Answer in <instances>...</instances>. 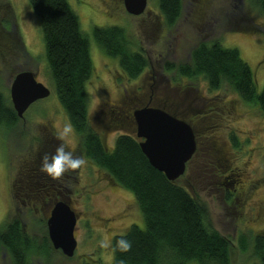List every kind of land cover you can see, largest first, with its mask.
<instances>
[{"label": "rangeland", "instance_id": "1", "mask_svg": "<svg viewBox=\"0 0 264 264\" xmlns=\"http://www.w3.org/2000/svg\"><path fill=\"white\" fill-rule=\"evenodd\" d=\"M67 1L88 37L93 65L86 84L87 131L80 136L73 130L67 148L87 163L52 179L40 170V159L54 152L61 143L56 133L70 124L54 92L38 18L27 0H0L1 44L19 43L21 48L20 53L0 61V91L9 99L12 79L22 70L35 73L36 80L50 90L47 98L31 104L22 118L0 133L1 231L13 221L20 222L22 232L31 239L29 264H110L111 250L100 248L99 241L112 239L131 224L141 227L143 221L131 194L110 182L83 155L81 141L92 132L99 135L106 151H112L118 135H135L129 115L152 100L187 120L203 115L196 123V154L175 182L205 206L209 225L229 240L231 264H259L251 238L264 231V115L239 99L227 83L209 91L201 76L188 78L177 71L197 44L218 41L238 50L254 73L255 91L260 92L264 86V16L255 0H181L179 18L169 27L160 17L156 0H147L138 16L124 10L123 0ZM5 18L17 42L2 29ZM255 23L261 25L257 27L260 32L250 31L256 29ZM112 26L120 27L131 48L146 57L147 66L137 77L124 74L117 60L106 56L92 39L94 27ZM14 46L5 48L6 54ZM166 64L173 70H165ZM230 133L236 136L237 147L229 143ZM213 140L222 149L216 169L209 162L213 161L209 157ZM60 199L77 216V247L71 257L52 248L47 234L46 220ZM241 238L247 240L245 250L240 249ZM9 256L2 248L0 264H12Z\"/></svg>", "mask_w": 264, "mask_h": 264}, {"label": "trees", "instance_id": "2", "mask_svg": "<svg viewBox=\"0 0 264 264\" xmlns=\"http://www.w3.org/2000/svg\"><path fill=\"white\" fill-rule=\"evenodd\" d=\"M27 2L39 21L44 57L57 100L72 129L83 136L88 124L86 84L93 70L88 37L80 28L78 16L67 0ZM156 2L164 24L172 26L179 18L181 0ZM255 2L264 16V0ZM248 19L251 20L250 17ZM246 24L249 25L247 21ZM255 26L256 29L251 27L250 31L260 32L258 28L261 25L255 23ZM11 27V22L5 18L2 21V29L10 33L9 37L15 38L17 42V37L11 35ZM241 27L249 29L244 25ZM92 39L106 56L117 60L119 67L129 77H137L147 66L144 54L131 48V42L125 38L120 27H94ZM2 41L4 39L0 38V61L12 56L14 52L20 53L19 43L14 46L8 45L11 42L1 44ZM20 44L22 45L21 40ZM13 46L14 50L6 54L5 48L12 49ZM165 70L171 71L173 66L166 64ZM177 71L188 78L201 76L209 91L218 90L227 83L239 99L264 115V86L260 92L255 91L254 73L236 48H225L218 41L201 42L193 47L188 62L178 66ZM144 105L161 107L168 113L186 120L193 128L196 138V123L203 117L202 114H194L187 120L174 110L152 100ZM129 119H132V113ZM17 120L10 99L0 91V133L9 129ZM97 135L87 132V136L82 137L83 155L91 160L110 182L131 194L143 221V226L131 224L123 233L112 237L114 243L117 238L124 236L131 241L132 247L128 252L111 251L110 264H231V244L209 225L205 206L184 186L169 181L162 172L149 164L139 148L136 135H118L112 151L104 149ZM228 138L229 143L237 147L236 136L230 133ZM210 147L212 155L209 157L213 161L209 162H213L216 169L220 160L217 153L222 149L215 140ZM224 178L222 177V180ZM227 198L229 199V196ZM246 241L241 238L240 249L247 248ZM2 248L7 249L12 264H29L27 253L31 248V239L22 232L19 221H13L4 233L0 228V250ZM251 249L259 264H264V231L252 236Z\"/></svg>", "mask_w": 264, "mask_h": 264}, {"label": "water", "instance_id": "3", "mask_svg": "<svg viewBox=\"0 0 264 264\" xmlns=\"http://www.w3.org/2000/svg\"><path fill=\"white\" fill-rule=\"evenodd\" d=\"M147 0H123L124 10L134 16L142 14ZM50 90L36 80L30 70L18 72L12 79L9 99L18 118L34 102L49 96ZM139 148L149 164L162 172L169 181L177 180L196 150L195 133L191 125L161 107L144 105L132 112ZM77 216L64 199L56 201L46 220L52 248L71 257L77 247L74 236Z\"/></svg>", "mask_w": 264, "mask_h": 264}, {"label": "clouds", "instance_id": "4", "mask_svg": "<svg viewBox=\"0 0 264 264\" xmlns=\"http://www.w3.org/2000/svg\"><path fill=\"white\" fill-rule=\"evenodd\" d=\"M73 132L71 125H65L56 133V138L61 141L51 154H44L40 159V170L52 179H59L64 174L80 169L86 165V160L83 157L76 156L74 152L67 148V143H70V136ZM99 247L109 249L113 253L128 252L131 247V241L121 236L115 240L105 237L99 241Z\"/></svg>", "mask_w": 264, "mask_h": 264}, {"label": "flooded vegetation", "instance_id": "5", "mask_svg": "<svg viewBox=\"0 0 264 264\" xmlns=\"http://www.w3.org/2000/svg\"><path fill=\"white\" fill-rule=\"evenodd\" d=\"M140 141V140H139Z\"/></svg>", "mask_w": 264, "mask_h": 264}]
</instances>
